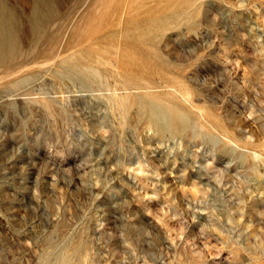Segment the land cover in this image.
<instances>
[{"label": "rangeland", "instance_id": "rangeland-1", "mask_svg": "<svg viewBox=\"0 0 264 264\" xmlns=\"http://www.w3.org/2000/svg\"><path fill=\"white\" fill-rule=\"evenodd\" d=\"M0 264H264V0H0Z\"/></svg>", "mask_w": 264, "mask_h": 264}, {"label": "bare ground", "instance_id": "bare-ground-1", "mask_svg": "<svg viewBox=\"0 0 264 264\" xmlns=\"http://www.w3.org/2000/svg\"><path fill=\"white\" fill-rule=\"evenodd\" d=\"M18 45H19V44H18ZM4 47H5V46H4ZM19 47H20V46H19ZM5 48H6V47H5ZM5 48H4V49H5ZM15 48H16V47H15ZM15 48H14V49H15ZM6 49H7V48H6ZM7 51H8V49H7ZM15 52H16V51H15ZM14 54H15V53H14ZM5 55H6V54H5ZM62 70H63V69H62ZM65 71H66V70H64V72H65ZM64 72H62V73H64ZM68 72H69V71H67L66 74H68ZM73 73H74V72H73ZM76 73H77V72H76ZM79 73H81V72H79ZM79 73H78V74H79ZM64 74H65V73H64ZM75 75H76V74H75ZM79 75H80V74H79ZM82 75H83V74H82ZM69 76H70V75H69ZM76 76H77V75H76ZM76 76H75V77H76ZM83 76H84V75H83ZM79 77H80V76H79ZM83 78H84V77H83ZM85 78H86V77H85ZM85 78H84V79H85ZM72 79H75V78H74V75H73V78H72ZM88 79H90V78L88 77ZM78 80H79V79H78ZM83 81H84V80H83ZM87 81H88V80H87ZM81 82H82V81H81ZM88 82H89V81H88ZM88 82H87V83H88ZM123 85H124V84H123ZM118 92H119V91H118ZM181 97H182V96H181ZM149 107H150V106H149ZM170 112H171V111H170ZM175 113H177V112H175ZM170 114L173 115L172 112H171ZM177 114H178V113H177ZM179 114H180V113H179ZM149 116H150V115H149ZM177 116H179V115H177ZM171 117H172V116H171ZM173 118H174V117H173ZM169 120H170V118H169ZM152 121H153V120H152ZM172 123H174V122H172ZM156 124H157V123H156ZM175 124H176V123H175ZM167 125H168V124H167ZM172 125H173V124H172ZM179 125H180V124H179ZM179 125H178V126H179ZM168 126H169V125H168ZM174 126H175V125H174ZM176 127H177V125H176ZM182 127H183V126H182ZM170 128H171V125H170ZM180 128H181V127H179V129H180ZM158 129H159V128H158ZM182 129H183V128H182ZM162 130H163V129H162ZM162 130H161V131H162ZM159 131H160V130H159ZM164 131H165V130H164ZM171 131H174V130H171ZM162 132H163V131H162ZM174 132H176V131H174ZM172 133H173V132H172ZM174 135H176V134H174ZM255 156H256V157L258 156L257 152H255Z\"/></svg>", "mask_w": 264, "mask_h": 264}]
</instances>
